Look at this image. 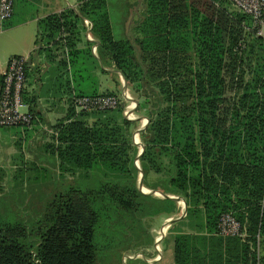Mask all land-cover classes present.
Instances as JSON below:
<instances>
[{
    "label": "trees",
    "instance_id": "obj_1",
    "mask_svg": "<svg viewBox=\"0 0 264 264\" xmlns=\"http://www.w3.org/2000/svg\"><path fill=\"white\" fill-rule=\"evenodd\" d=\"M136 8L141 16L122 39L115 36L108 0H80L76 9L38 22L34 53L51 59L66 52L61 65L67 80L84 78L77 96L101 95L85 87L97 83L99 62L123 76L138 101L137 114L147 119L140 132L145 149L137 164L138 120L124 116L123 105L77 114L72 97L45 153L63 175L104 166L116 181L60 192L32 223L0 219V264H97L101 211L108 224L115 216L121 222L122 214H179L177 200L140 190L141 173L148 190L187 205L180 228L171 230L176 264H208L218 243L226 264H257L248 255L264 242V38L227 0H141ZM89 30L94 41L86 39ZM30 112L35 117L34 108ZM32 127L0 129L26 142ZM30 148L39 162V150ZM17 172L21 184L23 171ZM4 177L0 168V193ZM227 213L244 226L246 239H218Z\"/></svg>",
    "mask_w": 264,
    "mask_h": 264
},
{
    "label": "rangeland",
    "instance_id": "obj_2",
    "mask_svg": "<svg viewBox=\"0 0 264 264\" xmlns=\"http://www.w3.org/2000/svg\"><path fill=\"white\" fill-rule=\"evenodd\" d=\"M108 1L115 36L122 39L126 35L129 23L131 24V13L134 12L141 0ZM126 12H128L127 16H125ZM88 34L89 32H87ZM93 49L94 54L97 56V46ZM96 68V70L104 73L103 83L105 87L101 95L113 93L118 96L121 105L124 107L123 114L125 116L126 110L132 104L131 98L136 100L130 85L123 81V76L122 81H120L118 74H113V76L107 74V70L113 69L110 65L100 63ZM116 78H118L117 88L112 91V89H108L107 80L110 82L111 80L116 81ZM98 83L100 84V81ZM134 106L133 117L138 119L133 130L134 139L140 140V145H142L138 131L144 126L146 118L137 114L138 103ZM52 134V131L48 132L47 136L39 133L33 140L26 142L21 140L24 139L23 136L8 141L9 134L0 129V168H2L5 176L1 183L3 190L0 193V219L4 222L32 223L43 212L49 200L60 192L71 187L82 190L98 189L105 183L116 181L113 172L104 166H100L90 173L80 171L74 176L61 174L59 168L54 167V157L49 153H45V146L50 141V135ZM19 142H21V145H18ZM31 145H33V149L40 152L37 156L39 164L31 163L33 159V154L30 153ZM140 145L139 152L141 151ZM20 170L23 171V182L21 184L15 180L16 175H18L17 171ZM143 189L146 190L147 188L143 186ZM156 196L159 197V195ZM104 213V211H101L102 223L97 237V243L103 250L101 249L102 251L98 254L99 261L97 264H148L147 260L158 254L156 245L163 249L166 258V255H168L167 247L171 241L168 239L159 244L156 241L157 237L162 236V229L166 227L165 218L163 220L161 216L153 218L137 214H129L126 217L122 214L123 220L121 222H117L115 216L112 223L108 224L109 221L104 220L106 214ZM182 215L183 210L171 218H179ZM167 236L169 237L171 234L168 233ZM260 249L261 252H264V244L261 245ZM171 257L173 258V251H171Z\"/></svg>",
    "mask_w": 264,
    "mask_h": 264
},
{
    "label": "crops",
    "instance_id": "obj_3",
    "mask_svg": "<svg viewBox=\"0 0 264 264\" xmlns=\"http://www.w3.org/2000/svg\"><path fill=\"white\" fill-rule=\"evenodd\" d=\"M79 4L80 0H15L14 15L12 19L3 24L0 23V77L4 76V72L13 57L22 56L29 58V69L27 71V82L24 96L27 102H31V104L25 103L27 105V111L30 112V108H34L36 118L35 124L29 132L32 134V137L29 139L30 141L33 140L39 133L47 136L48 132L52 131V127L66 116L68 103L74 95L82 92V82L84 79L82 77L78 78L79 82L77 83L76 81L72 82V79H69L70 81L67 80V69L61 65L64 60L68 61L66 52H55L56 54H54V57L51 59L46 55H38L34 53L37 24L40 20L48 17L49 15L61 13L69 8L76 9ZM137 9L138 8H135V11L131 13L130 21L137 20V17L141 16L140 12H136ZM88 32L90 33V31ZM90 36L91 38H89L86 33V39L94 41L91 33ZM85 46L86 42L84 41L79 44V48H84ZM96 46L97 45H94L93 47ZM107 74L110 76L118 74L120 81H122L121 74L114 69L107 70ZM103 75L104 73L102 71L96 70L95 77L97 79V83L90 86V88L86 85L85 87L88 89L86 91L87 93L97 90V94H101V92L104 91L105 85L103 83ZM98 81H100V84ZM117 82L118 78H116V81L111 80V82L107 80L109 85L108 89L115 91L117 88ZM1 90L2 86L0 84V96ZM76 112L79 114L81 111L76 108ZM17 137L19 138V136H14L12 134L11 137H8V141L15 138L17 139ZM31 163L39 164V162L37 163V161H35L34 155ZM177 202L181 211L183 210V213L186 212L184 200L179 199ZM161 217L163 220L165 218V223L170 219H178L167 216ZM179 221L180 220L174 222L168 228L164 227L162 229V239H159L160 237L156 238L157 244L163 242L164 240L167 241L168 239L171 241L170 245L167 247L168 255H166V258L164 256L165 254L163 249L160 248V246L157 247L156 245L158 254L147 260L148 264H176V232L171 230H178V228H180V225H178ZM167 232L170 233L171 236L168 237ZM217 237L218 239L226 238L220 235H217ZM213 243L214 242L210 240L209 246L213 245ZM262 244H264V242ZM221 250L222 247L219 243L212 246V250L208 252V264H226V254L220 252ZM171 251H173V258L171 257ZM254 256L256 257L257 264H264V252H260V244H258L257 254L254 255V253H250V255H248V259L252 261L251 259H253Z\"/></svg>",
    "mask_w": 264,
    "mask_h": 264
},
{
    "label": "built area",
    "instance_id": "obj_4",
    "mask_svg": "<svg viewBox=\"0 0 264 264\" xmlns=\"http://www.w3.org/2000/svg\"><path fill=\"white\" fill-rule=\"evenodd\" d=\"M238 11L250 16L254 21L257 35L264 38V0H227ZM15 0H0V23L8 22L14 15ZM88 28L91 25L85 22ZM88 37L91 38L90 33ZM29 62L28 57H13L4 72L1 96H0V128L24 126L32 127L34 115L27 111V105L23 100L26 88L25 69ZM130 98V97H129ZM132 104L126 110V117H133V109L136 104L131 98ZM73 102L80 111H107L118 108L121 100L116 95L97 96H73ZM146 121H144L145 125ZM218 235L223 237L247 238L244 226L231 214H223L218 224Z\"/></svg>",
    "mask_w": 264,
    "mask_h": 264
},
{
    "label": "water",
    "instance_id": "obj_5",
    "mask_svg": "<svg viewBox=\"0 0 264 264\" xmlns=\"http://www.w3.org/2000/svg\"><path fill=\"white\" fill-rule=\"evenodd\" d=\"M123 81L124 82H126V80L123 78ZM127 83V82H126ZM134 102L137 104L138 103V101L137 100H134ZM136 120H138V119H136ZM146 120V123H145V125L147 124V119H145ZM144 125V126H145ZM142 129V128H141ZM141 129L138 131V134H140V132H141ZM135 141H136V139H134ZM144 145L142 144L141 145V151L139 152V155H138V157H137V164H139V159H140V156L143 154V152H144ZM143 178H144V175H143V173H141L140 174V178H139V188H140V190L142 191V192H144V193H149V194H153V195H159V196H162L163 198H170V199H175V200H179V198H177V197H173V196H168V195H165V194H162L161 192H157V191H151V190H148V192H145L144 190H143ZM185 211L187 212V205H186V203H185ZM186 212H184L183 213V215L180 217V218H178V219H170V220H168L166 223H165V226H166V228H168V227H170L174 222H176V221H178V220H181L183 217H185V215H186ZM163 238V236H161L159 239H162Z\"/></svg>",
    "mask_w": 264,
    "mask_h": 264
},
{
    "label": "bare ground",
    "instance_id": "obj_6",
    "mask_svg": "<svg viewBox=\"0 0 264 264\" xmlns=\"http://www.w3.org/2000/svg\"><path fill=\"white\" fill-rule=\"evenodd\" d=\"M144 191H145V192H148V189H146V190L144 189Z\"/></svg>",
    "mask_w": 264,
    "mask_h": 264
}]
</instances>
